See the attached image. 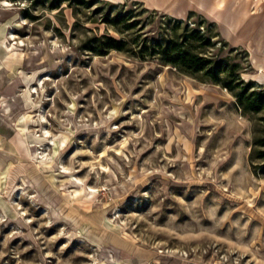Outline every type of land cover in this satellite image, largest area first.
Here are the masks:
<instances>
[{"label":"rangeland","instance_id":"1","mask_svg":"<svg viewBox=\"0 0 264 264\" xmlns=\"http://www.w3.org/2000/svg\"><path fill=\"white\" fill-rule=\"evenodd\" d=\"M54 1L0 0V264H264V107L138 52L186 23L264 89V0Z\"/></svg>","mask_w":264,"mask_h":264},{"label":"trees","instance_id":"2","mask_svg":"<svg viewBox=\"0 0 264 264\" xmlns=\"http://www.w3.org/2000/svg\"><path fill=\"white\" fill-rule=\"evenodd\" d=\"M60 0L54 1L52 7L58 8ZM119 13L111 16L106 13L103 21L111 26H117L120 17ZM176 22L175 25H180L179 19H172ZM135 24V21H128L125 28L128 29ZM206 38V39H205ZM129 42L124 38H117L112 35H95L93 42L88 49L96 54H105L111 49L126 50ZM209 38L205 37L204 31L196 27H188L185 23L184 29L180 33L163 31L160 37H156L151 45H147L144 39L140 45L138 52L143 55L147 51L149 55H157L160 60L175 66L176 68L188 73L203 72L209 78L218 79L219 74H225L224 79H220L221 84L227 89L234 92L239 105L244 110L258 111L264 107V89L254 87L253 82L244 83L242 80H237L235 83L232 80L233 66L228 67V61L223 58H215L212 54L201 51L205 44H209ZM235 86H241L235 91ZM258 144L262 147L259 152V157L264 159V137L258 139ZM264 170V162L260 164Z\"/></svg>","mask_w":264,"mask_h":264}]
</instances>
